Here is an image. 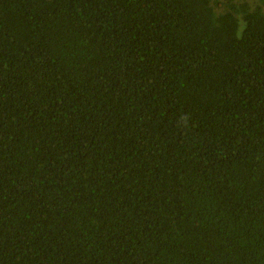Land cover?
I'll return each mask as SVG.
<instances>
[{"label":"trees","instance_id":"trees-1","mask_svg":"<svg viewBox=\"0 0 264 264\" xmlns=\"http://www.w3.org/2000/svg\"><path fill=\"white\" fill-rule=\"evenodd\" d=\"M0 264H264V0H0Z\"/></svg>","mask_w":264,"mask_h":264},{"label":"rangeland","instance_id":"rangeland-1","mask_svg":"<svg viewBox=\"0 0 264 264\" xmlns=\"http://www.w3.org/2000/svg\"><path fill=\"white\" fill-rule=\"evenodd\" d=\"M242 1V0H241ZM249 4H255L257 3L259 0H246Z\"/></svg>","mask_w":264,"mask_h":264}]
</instances>
